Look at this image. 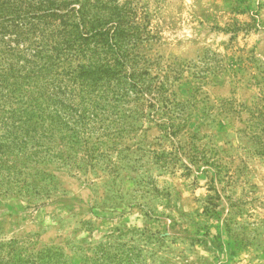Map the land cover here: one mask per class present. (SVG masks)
I'll return each mask as SVG.
<instances>
[{
	"label": "rangeland",
	"instance_id": "1",
	"mask_svg": "<svg viewBox=\"0 0 264 264\" xmlns=\"http://www.w3.org/2000/svg\"><path fill=\"white\" fill-rule=\"evenodd\" d=\"M129 1L151 70L188 66L171 88L190 116L30 162L1 190L2 262L264 264V0Z\"/></svg>",
	"mask_w": 264,
	"mask_h": 264
},
{
	"label": "trees",
	"instance_id": "2",
	"mask_svg": "<svg viewBox=\"0 0 264 264\" xmlns=\"http://www.w3.org/2000/svg\"><path fill=\"white\" fill-rule=\"evenodd\" d=\"M153 38L129 0H0V194L30 162L102 156L141 120L185 126L171 86L188 66L153 72L140 50Z\"/></svg>",
	"mask_w": 264,
	"mask_h": 264
}]
</instances>
